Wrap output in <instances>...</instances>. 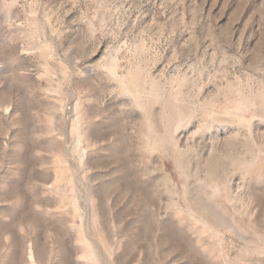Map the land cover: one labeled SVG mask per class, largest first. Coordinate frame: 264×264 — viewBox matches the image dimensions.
<instances>
[{"label": "rangeland", "instance_id": "1", "mask_svg": "<svg viewBox=\"0 0 264 264\" xmlns=\"http://www.w3.org/2000/svg\"><path fill=\"white\" fill-rule=\"evenodd\" d=\"M30 263L264 264V0H0V264Z\"/></svg>", "mask_w": 264, "mask_h": 264}, {"label": "bare ground", "instance_id": "2", "mask_svg": "<svg viewBox=\"0 0 264 264\" xmlns=\"http://www.w3.org/2000/svg\"><path fill=\"white\" fill-rule=\"evenodd\" d=\"M32 245H33V244H32ZM30 246H31V245H30ZM32 248H33V246H32ZM28 249H30V248H28ZM27 252H28V251H27ZM28 254H29V255H32L31 250H29V253H28ZM29 255H28V256H29ZM33 257H35V256H33ZM30 258H31V257H30ZM27 259H28V258H27ZM34 259H35V258H34ZM29 260H30V259H29ZM29 260H28V261H29ZM36 261H37V262H36ZM29 262H31V260H30ZM35 262L38 263V260H35ZM27 263H28V262H27ZM32 263H34V260H33ZM30 264H31V263H30Z\"/></svg>", "mask_w": 264, "mask_h": 264}]
</instances>
